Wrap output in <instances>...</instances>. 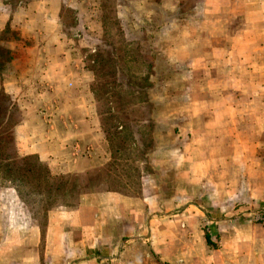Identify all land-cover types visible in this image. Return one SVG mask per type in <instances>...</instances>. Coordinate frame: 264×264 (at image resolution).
<instances>
[{"label":"crops","instance_id":"crops-1","mask_svg":"<svg viewBox=\"0 0 264 264\" xmlns=\"http://www.w3.org/2000/svg\"><path fill=\"white\" fill-rule=\"evenodd\" d=\"M121 2L120 16L135 8L141 23H165L171 28L176 23L199 24L198 30L185 32L150 31L136 24L134 32L124 34L139 48L148 38L159 36L162 44L167 37L164 46L170 44L172 53L184 49L189 71L218 84L216 93L185 102H194L185 119L205 113L202 120H209L187 128L184 159L180 161L177 147L165 149L175 151L180 161L176 165L168 159L167 167H178L174 177L177 183L190 185L189 198L175 211L161 210L153 205L157 201H147L143 195L118 190L82 193L71 205L59 204L56 197L41 231L16 188L0 184V264H264V239H260L264 227L258 223L242 226L252 229L243 245L234 219H224L223 227L217 228L219 240L213 237L214 226L206 228L210 244L201 224L204 196V204L226 215L233 212L227 211L225 202L264 200V0ZM87 5L85 16L93 6ZM61 7V0L24 4L0 0V46L10 56L0 65V90L20 110V121L13 126L15 151L19 156L36 155L51 174L83 172L111 158L92 103L95 72L80 59L78 33L63 29ZM79 8L78 14L84 16L83 4ZM84 23L79 19L77 26ZM98 23L102 26L103 19L91 14V21L84 24L87 34L80 39L96 36L89 27L97 28ZM164 46L163 52L170 54ZM209 54L223 60L214 66ZM242 71L248 81L240 83L236 74ZM241 85L250 92L236 90ZM227 86L235 90L229 93ZM40 97L56 109L41 110ZM152 118L157 123L156 115ZM188 201L201 209L193 211Z\"/></svg>","mask_w":264,"mask_h":264},{"label":"rangeland","instance_id":"rangeland-1","mask_svg":"<svg viewBox=\"0 0 264 264\" xmlns=\"http://www.w3.org/2000/svg\"><path fill=\"white\" fill-rule=\"evenodd\" d=\"M7 1L24 4L29 0ZM181 1L183 5L191 2V0ZM87 2L92 3L93 6L91 13L85 16L84 10L85 7H88ZM119 3H122L121 0H61L60 18L64 26L63 29L71 34L78 33L75 38L80 40L78 45L79 56L84 65L88 66V61L90 68L92 66L95 70L101 65L110 69L111 73L114 71L113 76H110V83L106 84V87L105 84L103 85L101 93H95L99 102L114 97L115 106L119 108L118 112H110L116 114L115 118H105L109 126L112 127V131L115 130L116 135L113 133L108 135L111 143L109 146L111 158L99 166L102 167L100 174L106 173V170L110 171L106 185L112 190H118L129 195H143L147 201H157L153 205L159 206L161 210L174 208L175 211H179L184 206L185 200L189 198L186 194L190 190V185L176 182L174 173L178 167L174 168L172 164V167L168 168L167 160L176 162V165L182 161L184 159L183 145L187 140L186 135H189L187 128L189 129L193 125L195 128L200 127L202 122L209 120L206 118L203 119L204 121L202 120L205 113L201 115V118L185 119L183 115L191 112L190 107L194 104V102L193 104L185 102L190 97H194L197 101L205 93H216L218 84L215 80L208 82L206 77L199 78L198 72L189 71L187 69L189 67L188 56L184 53V49L181 50L182 53L176 50L172 53L170 44L164 46L168 42L167 37L162 40V44L159 36L156 39L148 38L139 45L141 48L135 44V41L133 43L128 41L124 34L125 32H134L136 24L141 29L150 31H165L171 27L165 23L136 21L135 8L124 10V15L120 16L122 10L118 7ZM79 4H83L82 14L84 16L78 14L80 12ZM147 11L145 8V13L152 14ZM91 14L92 18L103 19V25L99 26L100 23H98L96 28L91 24L89 30L96 33V36L90 37V39H80L87 34L88 27L84 24L91 21ZM155 16L158 17V15ZM79 19L85 21L80 27L77 26ZM197 27L199 28L198 23L185 22L176 23L170 30L185 32L198 30ZM162 46L171 53L163 52ZM207 58L214 66L223 60L216 54H209ZM89 59H94V62H89ZM230 60L228 59V61ZM149 73L152 76L150 82L154 85L153 90L141 88L142 85H146V78ZM240 74L242 76L239 77ZM236 75H238V79L241 78L239 79L240 83L248 81V77L243 71ZM193 80H196L194 87L191 84ZM106 81L104 76L102 82L105 83ZM129 82L139 83L140 87L129 85ZM238 88L236 90L241 88L244 93L250 92L247 85H241ZM226 89L231 93L234 88L227 86ZM6 95L0 90V125L7 123L4 126L5 130L0 129V132L6 134L0 135V138L6 137L4 150L7 155V159H0V184L14 186L24 200V206L41 223L44 210L55 203L56 197H59V204L71 205L76 203L80 194L61 196L55 192L52 185L50 193H46L44 187L38 188L19 180L17 172L10 170L13 162L11 156L15 150L11 126L19 119L20 111L17 109L19 108L17 104L9 101ZM95 95L93 94V97ZM40 98H42L39 107L41 110L46 111L48 107L56 109L54 106L51 107V104H46L47 102H44L43 97ZM148 98H152L154 102L149 101V103ZM92 103L95 104L94 100ZM150 114L156 115L158 123L155 122L156 126L154 119L151 118L154 124L151 127ZM173 115L175 118L168 119V116ZM256 119L261 121L260 118ZM257 120L256 124L259 126ZM54 123L59 125V119H56ZM155 140L157 141L156 145ZM169 146L177 147L176 153H178L180 161H177L175 151L168 153L165 150ZM148 147L149 149H147ZM179 148L180 151H178ZM31 162L34 164L35 159L32 158ZM197 163L200 162L197 161ZM203 189L205 194L207 188ZM91 193L96 194L97 191L94 190ZM204 202L206 203L205 196ZM204 202L201 203L204 206V209L201 210L203 211L202 228L206 231V228H213L214 226L216 235L214 234L213 237L216 240H219L218 229L223 227L224 219L228 222L235 220V225L240 226L237 230L241 245L244 244V241L249 240L248 236L252 231L251 227L242 226L258 223L264 227V200L241 198L230 203L225 202L224 205L230 207L227 211L233 212L229 215L207 206ZM189 204H192L191 209L193 211L201 209L196 202H189ZM260 239H264V233Z\"/></svg>","mask_w":264,"mask_h":264},{"label":"trees","instance_id":"trees-1","mask_svg":"<svg viewBox=\"0 0 264 264\" xmlns=\"http://www.w3.org/2000/svg\"><path fill=\"white\" fill-rule=\"evenodd\" d=\"M16 1L19 2L20 0H16ZM8 30L9 28H6L5 32L8 33L9 32ZM9 57L10 56H9L8 51L0 46V65L8 61ZM90 61L94 62V59H89V62ZM87 65L89 66L88 61H87ZM91 69H93L92 66H91ZM93 70L95 72V75H94L93 82H91L90 84V91L95 95L96 92L101 93V90L104 84L106 87V84L110 83V76L111 77L113 76L114 71H112L111 73L110 69H107L106 67L101 66V65L99 66L98 69L96 70L93 69ZM104 76L107 80L105 83L102 82ZM151 77L152 76H150V73H149L148 77L146 78V85L144 86L142 85L141 88L148 89V90L154 89L153 83L150 82ZM128 84L135 86L137 88L140 87L138 85L139 83L129 82ZM6 96H7V99L11 101L8 95ZM147 101L149 102V98ZM94 102H95L96 113L99 117L101 130L104 132L107 142L110 146L111 143L108 139L109 138L108 135L109 133H113V135H116V132L115 130L114 132L112 131V127L109 126L105 118H112V119L115 118L116 114L110 113V112H118L119 108L115 106L116 101L114 97L113 99L111 97V99H108V98L105 99L104 102H99L98 98L95 95ZM17 109L18 111H20L19 108ZM151 118H152V115L150 114L149 119L151 122V127H153L154 124L151 121ZM19 121H20V117L15 123H13L11 128H13V126L17 124ZM5 125H7V123L6 124L3 123L2 125H0V129L5 130L4 129ZM120 127L122 128V126ZM12 134H13V130H12ZM0 135H6V134H4L3 132H0ZM5 140H6V137L4 136L0 138V141H2V143H0V159L1 160L7 159L6 157L7 155L5 154V150H4ZM13 144H14V136H13ZM14 149H15V146H14ZM147 149H149V147ZM32 158L35 159L34 164L31 162ZM11 160H13V162L11 164L12 168L10 170L17 172L18 174L17 177L19 180L25 181L31 184L32 186H36L38 188L44 187L46 193H50L51 185L54 186L55 192L61 196L72 195L74 193L75 194L91 193L94 190H96L97 193L112 190L110 189V187H108V185H106V183L108 182L107 178H108V174L110 171L106 170V173H103L101 175L100 170L102 169V167L91 168V169H88V170H85L79 173L51 174L47 165L44 162L40 161L39 158L34 154L19 156L18 153L14 150L11 156ZM107 167H108V164H107ZM48 209L49 207L46 208L43 212V221L40 223L41 231H44V228H45L46 214H47ZM205 237H206L207 243L210 244V240H211L210 234L207 231L205 232Z\"/></svg>","mask_w":264,"mask_h":264}]
</instances>
